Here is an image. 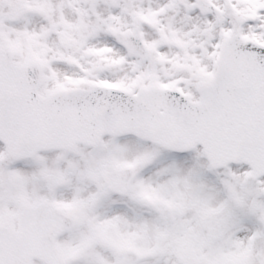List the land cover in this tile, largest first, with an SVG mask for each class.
I'll return each mask as SVG.
<instances>
[{"label":"snow or ice","instance_id":"1","mask_svg":"<svg viewBox=\"0 0 264 264\" xmlns=\"http://www.w3.org/2000/svg\"><path fill=\"white\" fill-rule=\"evenodd\" d=\"M0 264H264V0H0Z\"/></svg>","mask_w":264,"mask_h":264}]
</instances>
